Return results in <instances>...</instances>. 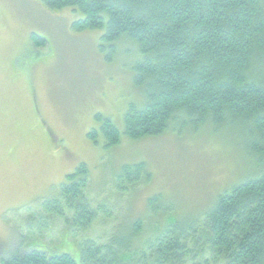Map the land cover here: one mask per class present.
Masks as SVG:
<instances>
[{"label":"trees","instance_id":"obj_1","mask_svg":"<svg viewBox=\"0 0 264 264\" xmlns=\"http://www.w3.org/2000/svg\"><path fill=\"white\" fill-rule=\"evenodd\" d=\"M41 3L52 12L80 13L72 29L100 30V47L110 50L107 59L122 42L134 47L133 83L145 104L141 108L130 104L124 113L128 138L199 128L218 131L239 124L247 149L256 156L253 162L260 163L247 177L217 193L202 213L171 219L168 213L174 203L170 199L162 203V193L150 196L147 210L159 211L165 223L143 248L135 249L133 241L143 228L139 219L119 224L104 242L83 237L108 211L89 197V169L81 162L55 195L42 198L37 210L44 213L39 220L51 215L62 220L68 232L84 233L78 258L27 234L15 244L11 235L1 264H264V0ZM31 43L38 48L47 40L31 33ZM95 119L103 146L119 144L121 133L112 120L100 113ZM99 132L92 129L87 136L98 143ZM150 178L151 171L141 161L123 165L109 186L126 194L132 185Z\"/></svg>","mask_w":264,"mask_h":264},{"label":"rangeland","instance_id":"obj_2","mask_svg":"<svg viewBox=\"0 0 264 264\" xmlns=\"http://www.w3.org/2000/svg\"><path fill=\"white\" fill-rule=\"evenodd\" d=\"M79 14L52 12L41 0H0V257L11 235L17 244L27 234L78 258L84 233L68 232L51 215L39 220L44 213L37 210L81 162L89 169V197L108 211L83 237L104 242L119 224L139 219L143 228L135 249L165 223L159 211L147 210L150 196L162 193V203H174L171 219L202 213L217 193L260 163L253 162L239 124L128 138L124 113L130 104H145L133 83L134 47L122 42L107 59L110 50L101 49L100 30L72 29ZM31 33L47 43L34 48ZM98 113L118 128L119 144L103 146ZM92 129L99 132L98 143L87 136ZM141 161L151 171L150 181L132 185L130 193L113 191L121 167Z\"/></svg>","mask_w":264,"mask_h":264},{"label":"flooded vegetation","instance_id":"obj_3","mask_svg":"<svg viewBox=\"0 0 264 264\" xmlns=\"http://www.w3.org/2000/svg\"><path fill=\"white\" fill-rule=\"evenodd\" d=\"M50 133V132H49Z\"/></svg>","mask_w":264,"mask_h":264}]
</instances>
